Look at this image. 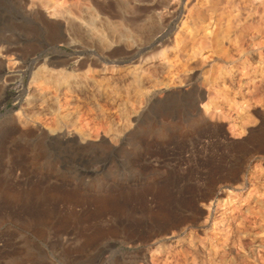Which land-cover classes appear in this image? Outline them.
<instances>
[{"label": "rangeland", "instance_id": "1", "mask_svg": "<svg viewBox=\"0 0 264 264\" xmlns=\"http://www.w3.org/2000/svg\"><path fill=\"white\" fill-rule=\"evenodd\" d=\"M128 1L132 8L140 5ZM27 4L0 0V47L9 46L12 57L18 53L29 59L46 57L55 33L43 19L31 17ZM258 43L255 47L264 57V43L261 49ZM234 56V67L213 63L206 74L209 79L215 73L221 76L214 75L213 80L224 76L215 79L219 95L244 103L245 95L244 111L239 107L234 112L236 105L232 108L230 103L226 118L197 115L189 105L191 95L175 96L156 107L135 144L120 156L83 153L61 144L47 149L35 128L19 121L28 95L19 98L17 80L0 72V264H264L257 247L264 242V222L258 219L262 231L248 213L259 202L264 204V66L257 68L261 64L255 66V59ZM242 89L248 95L239 94ZM82 101L77 102L79 108L87 112L91 106ZM87 170L93 171L86 174ZM48 173L54 175L51 180L44 179ZM85 175L90 183L66 181ZM228 198H248L243 204H253L243 205L245 213L232 212L237 207L232 204L223 215L225 226L230 225L226 229L214 219L220 218V203ZM252 198L259 201L254 204ZM234 212L240 218L231 220ZM244 220L251 232L247 237L242 234L247 253L229 246L222 236L228 228L232 236H240ZM216 224L226 231H217ZM208 239L218 248L208 246L212 243ZM208 249L216 250L209 253L215 258L206 256Z\"/></svg>", "mask_w": 264, "mask_h": 264}, {"label": "bare ground", "instance_id": "2", "mask_svg": "<svg viewBox=\"0 0 264 264\" xmlns=\"http://www.w3.org/2000/svg\"><path fill=\"white\" fill-rule=\"evenodd\" d=\"M25 1L31 17L43 19L55 33L54 39L46 48L51 54L33 59H29L30 55L25 53L12 57L8 54L11 48L3 45L0 47V72L6 73L8 80H17L18 96L28 95L23 108L20 107L24 109V113L20 111L21 117L19 112V121L25 127L33 126L45 147L50 150L61 144L83 153L99 151L123 155L129 146L135 144L142 125L158 109L156 107L185 93L191 95L189 105L197 111V115L210 114L222 118L230 109V103L233 104L232 108L236 105L234 112L238 113V108L247 102L246 96L243 95L244 103L227 94L219 95V82L216 83L215 79L221 76L213 73L217 78L213 80L215 76L211 75L212 79H209L207 74L211 70L206 67L213 63L218 67L226 66L225 64L234 62L237 57L235 54L246 57V60L252 58L250 62L255 59V66L257 62L258 65L261 64L257 68L264 66L262 50L258 49L259 53L255 47L256 42L264 43L261 40L264 39V0H131L139 1L140 5L135 8L130 7L132 4H128V0H113V3L109 0ZM260 43L257 47L261 46ZM251 45L254 47L251 48ZM63 46L67 48L63 49ZM150 49L154 50L151 54ZM234 65L232 63L231 67ZM208 71L210 72L206 74ZM242 90H239V94L248 95V90ZM81 99L82 104L85 101L91 106L87 112L79 108L80 104L77 102ZM224 104L229 107L226 106L225 111ZM240 108L239 110L243 109ZM50 120L55 121V126ZM92 171L84 172L90 174ZM254 174L256 175L255 172ZM53 176L48 173L44 175V179L51 180ZM85 176L71 177L66 181L79 179L90 183V177L88 179ZM246 199L248 198H228L224 202L221 199L218 202H221V207L218 204L220 216L217 214L220 218L214 219V224L220 219L221 225L225 226L227 219L223 215L231 210H242L245 213L243 210L246 204H253L244 205L243 201ZM253 201L255 204L259 199L252 198L251 202ZM262 201L264 203L263 198ZM259 203L254 211L251 206L252 213L250 209L249 212L248 208L246 210L249 215H254L252 218H255L251 220L255 219L254 223L262 229L264 226L260 223L264 222V204L261 203L263 206H260ZM232 204H237V207L231 209ZM238 213H230V216L233 215L231 220ZM258 219L262 222L259 223ZM218 225L214 226H217L218 230L215 229L219 232L226 231L230 226L227 224L226 229L222 230ZM240 225L244 229L247 222L241 221ZM246 228L243 231L239 229L242 233L237 232L236 234L241 233L238 237L232 236L229 233L232 230L229 231L228 228L226 235L222 232L223 239L230 243L229 246L233 245L247 253V243L242 236L251 232ZM211 242L212 245L208 246L218 248L217 244L213 246L214 243ZM257 245L261 253L257 252L263 260L264 242ZM204 248L207 246L204 245ZM211 252L208 249L206 256ZM215 252L216 250L212 253ZM213 257L215 258H210Z\"/></svg>", "mask_w": 264, "mask_h": 264}]
</instances>
